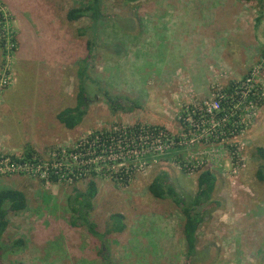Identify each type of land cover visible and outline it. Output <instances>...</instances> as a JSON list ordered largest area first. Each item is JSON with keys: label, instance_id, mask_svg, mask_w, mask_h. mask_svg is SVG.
<instances>
[{"label": "rangeland", "instance_id": "obj_1", "mask_svg": "<svg viewBox=\"0 0 264 264\" xmlns=\"http://www.w3.org/2000/svg\"><path fill=\"white\" fill-rule=\"evenodd\" d=\"M88 1L0 0V73L4 65L13 72L7 91H16L10 125L1 122L5 94L1 101L0 155H37L59 174L56 182L45 170L0 176V191L15 186L28 199L26 211L9 212L3 235L6 247L20 238L25 244L0 249V262L102 264L106 253L117 264H185V217L149 185L164 174L190 198L205 167L217 181L198 249L210 255L195 264H264V182L256 176L264 166V0H102L96 38L90 17L67 18ZM87 57L92 103L78 126L61 131L56 114L75 106ZM231 82L249 92L230 105L240 130L226 134L201 121L186 131L191 106L211 103ZM32 127L37 144L8 146L7 131L18 137ZM174 137L180 143L170 145ZM90 179L98 187L91 217L99 231L111 214L125 217L126 228L107 235L106 246L70 223V201Z\"/></svg>", "mask_w": 264, "mask_h": 264}, {"label": "trees", "instance_id": "obj_2", "mask_svg": "<svg viewBox=\"0 0 264 264\" xmlns=\"http://www.w3.org/2000/svg\"><path fill=\"white\" fill-rule=\"evenodd\" d=\"M102 0H89L87 5L72 8L67 13V18L70 21H77L84 16L90 17L92 20V27L94 37L98 36V25L103 23L105 16L102 12ZM128 3H135L140 0H125ZM119 23V22H118ZM125 31H130L125 28ZM119 45H117L118 47ZM89 58L94 51V41L89 40L87 44ZM88 57L82 59L84 67L79 68L78 77V93L76 104L73 107H67L58 113V120L69 129H74L78 126L88 113V108L92 103L91 98L88 96L86 85L89 79V66H85ZM248 77H246L247 79ZM236 82H231L226 90L228 92H235ZM223 93V94H224ZM106 96L112 104H116V97L111 95L108 91L105 92ZM227 105L221 104L218 111V122L223 121L227 116ZM105 139H110L107 134L104 135ZM91 138V137H90ZM258 152L264 157V148H259ZM257 178L264 182V166H260L256 173ZM166 175L160 174L153 179L149 185L150 193L159 199H172L173 202L181 209L185 222L183 225V234L186 248V261L185 264H195L207 259L210 255L208 249L199 250V229L201 223L205 219L206 205L212 199L217 176L208 168H201L198 176V189L194 196L186 198L178 193L176 188L167 182ZM50 179L54 182L58 181V177L54 174L50 175ZM98 187L95 180H88L85 190H78L74 198L70 201V208L72 212L70 223L73 226H84L88 232L99 238L104 246H106L105 237L112 233L124 231L126 228L125 217L122 213L116 212L110 215L109 221L106 224L104 233L99 231L97 223L92 219L91 213L94 210V199L97 195ZM28 209V199L26 193L20 189L13 187L3 189L0 191V249L3 251L5 248L17 251L21 249L25 241L20 238L14 241L9 247L3 244V235L9 225L8 214L9 212L21 213ZM201 209V210H199ZM0 264H4L0 262ZM102 264H117L113 261L109 254L104 255Z\"/></svg>", "mask_w": 264, "mask_h": 264}, {"label": "built area", "instance_id": "obj_3", "mask_svg": "<svg viewBox=\"0 0 264 264\" xmlns=\"http://www.w3.org/2000/svg\"><path fill=\"white\" fill-rule=\"evenodd\" d=\"M5 47H8L9 40L6 39L5 41ZM13 47H8L7 53H10V49ZM13 72L10 71L9 68H7L6 65L3 66V69L0 73V107H1V101L3 100V96L7 89L13 84ZM248 79V78H247ZM237 87V85H236ZM235 87V92H228V94L224 93L225 91L218 92V96L209 104H205L203 106L198 107H192L191 111V117H189L188 122L183 120V124L185 126V130L188 131L190 127H193L194 125L201 124V121H204V127L207 129H210L211 127L214 130H221L225 129L226 134L234 135L240 130L241 125L236 122L239 120H236L233 122L232 118L228 114H230V105L231 110L235 109V104L238 101V98L241 97H247L249 96V92L244 91L242 89H237ZM224 93V94H223ZM221 104L227 105V116L224 118L223 121H217L218 120V111L221 108ZM185 113V112H184ZM188 119V118H187ZM209 121V123L207 122ZM167 134L166 130H164ZM138 134V132L136 133ZM108 136V135H107ZM153 136L154 135L153 132ZM102 139H105L104 136L101 137ZM101 139L102 142H104ZM170 145H174L175 143H180L179 138H171ZM94 140H91L89 142L94 143ZM95 149V148H94ZM100 150L96 151L95 155L92 157V160L95 161V159L98 158ZM190 169H193L194 166L189 167ZM205 168V167H203ZM45 170V173L48 174V179L50 178L51 174H54L58 177V170L54 168L53 164H50V162H44L42 161L37 155L36 156H14V154H6V155H0V176L2 175H8V174H30V175H37Z\"/></svg>", "mask_w": 264, "mask_h": 264}, {"label": "crops", "instance_id": "obj_4", "mask_svg": "<svg viewBox=\"0 0 264 264\" xmlns=\"http://www.w3.org/2000/svg\"><path fill=\"white\" fill-rule=\"evenodd\" d=\"M26 59V58H25ZM30 63L28 62V65H29ZM26 65V64H25ZM27 66V65H26ZM20 62H19V65H18V75H19V80H20V78H21V69H20ZM31 71H33L35 74H36V71L34 70V68L33 67H31V66H27ZM47 77V76H46ZM44 84V83H43ZM16 95V91H15V89H10L9 91H7L6 93H5V98H4V100H3V106H2V121L1 122H3V123H5V122H7L8 123V125H10L9 124V121H10V117L12 116V112H13V110H14V105H13V103L15 102V99H14V101H13V98H14V96ZM73 107V106H72ZM40 108V110H42V108L41 107H39ZM65 108H67V107H65ZM65 108H63V109H61L58 113H60L62 110H64ZM58 113L56 114V120H57V122H58V127H59V129H61V131L63 130V129H66V130H70L69 128H67L64 124H62L59 120H58V118H57V115H58ZM41 122V121H40ZM17 123L19 124L20 123V120H17ZM35 123V122H34ZM33 124V122L31 123V125H30V127L31 126H33L32 125ZM36 124V123H35ZM24 129H27V128H24ZM32 129H33V127H32ZM35 131H34V129L33 130H31V131H27L25 134H24V132L22 131V129H21V131H19V133H21L18 137H15V136H13V133L12 132H10V131H7L6 132V136H7V143H8V146H13V147H17L18 146V148H23V146L24 145H26L27 144V142H29L30 140H32L31 141V143H34V144H37L38 142L37 141H34L33 139H35V137L33 138V139H30V138H32L33 136H34V133ZM27 137V138H24V137ZM20 149V150H21ZM13 187V186H12ZM13 188H16V189H18L17 187H13Z\"/></svg>", "mask_w": 264, "mask_h": 264}]
</instances>
